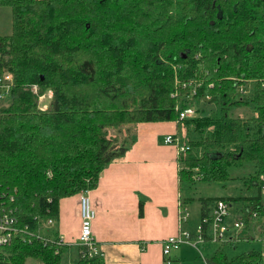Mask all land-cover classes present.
<instances>
[{"label": "trees", "instance_id": "obj_1", "mask_svg": "<svg viewBox=\"0 0 264 264\" xmlns=\"http://www.w3.org/2000/svg\"><path fill=\"white\" fill-rule=\"evenodd\" d=\"M3 6L11 32L0 35V76L10 73L12 86L0 107V204L15 210L21 227L42 233L35 218L56 219L61 199L95 188L126 150L111 130L180 123L179 111L201 102L213 110L182 122L190 151L177 158L180 184H195L194 168L200 183H234L238 192L203 203L238 204L244 233L262 223L264 0H0ZM241 86L248 96L237 95ZM47 90L52 98L40 111ZM243 106L253 114L231 116ZM81 250L67 263L65 245L16 237L0 247V264H103L102 254ZM206 264L263 263L260 252L228 259L217 248Z\"/></svg>", "mask_w": 264, "mask_h": 264}, {"label": "crops", "instance_id": "obj_2", "mask_svg": "<svg viewBox=\"0 0 264 264\" xmlns=\"http://www.w3.org/2000/svg\"><path fill=\"white\" fill-rule=\"evenodd\" d=\"M177 124L139 123L110 131L125 142L126 150L104 167L95 188L86 191L95 211L91 232L103 264H206L199 247L190 244L181 245L167 257L162 254V242L180 229L194 233L211 205L203 203L208 197L182 193L177 153L163 143L165 135L179 134ZM80 195L59 201L58 216L50 231L65 243L63 259L67 263L75 262L79 254ZM217 196L222 195L213 197ZM237 208L231 209L232 218L239 215ZM182 209L188 213L184 222L180 220ZM256 229L257 240L264 247V227L258 225ZM240 237L248 240L255 234L253 237L243 230Z\"/></svg>", "mask_w": 264, "mask_h": 264}, {"label": "built area", "instance_id": "obj_3", "mask_svg": "<svg viewBox=\"0 0 264 264\" xmlns=\"http://www.w3.org/2000/svg\"><path fill=\"white\" fill-rule=\"evenodd\" d=\"M11 86L12 77L10 73L3 72L0 76V98L4 100L7 99ZM210 86H212V84ZM36 91L37 88L33 86L32 92L36 93ZM239 92L241 94H247L248 91L245 90L243 86H241L239 88ZM174 95L176 94L174 93L171 96ZM51 96V91H46L38 96V109L40 111H45L47 109L46 100H50ZM196 114L197 111L191 104L179 111L178 121L182 123L185 119L195 118ZM163 143L173 147L177 153V156H183L190 151L188 139L184 138L181 133L175 135H165L163 138ZM193 172H195L194 175H192L194 180L197 181V179L202 177V174L198 173L197 168H194ZM195 176H199V178H196ZM259 185L260 195L264 201V175L260 177ZM9 200L10 202H13L12 197ZM2 205L3 204L1 203L0 247L10 245L16 237H20L23 242L28 244H31L34 240L40 241L43 245H54L57 248L62 247L65 244L61 237H54L48 233V231H50L54 225V219L35 218L37 226L41 227L42 229V233H38L35 229H31L29 225L21 227L16 220L15 210ZM231 207L232 206L224 200L218 199L212 202L209 207V211L200 218L195 232L192 233L188 230L180 229L177 235L167 237L162 242V254L167 257L172 251L177 250L183 244H190L191 246L198 248L199 245H203L205 243L226 244L241 239L242 237H240V234L244 229V222L238 215H235V217L232 218ZM79 209L81 223L77 243L79 247L86 249V251L81 250L82 256L89 255V257H93L101 255L102 252L96 245L91 232L95 211L90 204V199L86 191L81 192L79 199ZM183 211L184 209H182L181 215H184L180 217V220H183L182 222L186 221L188 216L186 210L184 213ZM261 225L264 227V216ZM56 253H58V251H56ZM260 256L262 258V263L264 264V247L260 251Z\"/></svg>", "mask_w": 264, "mask_h": 264}, {"label": "rangeland", "instance_id": "obj_4", "mask_svg": "<svg viewBox=\"0 0 264 264\" xmlns=\"http://www.w3.org/2000/svg\"><path fill=\"white\" fill-rule=\"evenodd\" d=\"M10 32H11V11H10L9 7L3 6V7H0V35L1 36L8 35V34H10ZM47 91H51V90H47ZM36 93H37V91H36ZM237 95L245 97V96H248V93L247 94H241L238 90ZM51 98H52V96H51ZM51 98H50V100H51ZM50 100H46L47 107H48ZM38 104L39 103H38V99H37V106H38ZM7 105H8V101L0 98V107H3V106L5 107ZM192 105L194 106L196 111H197V109L199 111L200 110L203 111V112H201V111L197 112V114H196L197 117L200 116L201 114L207 115L210 111L213 110V104L210 102H207V103L201 102L199 105H196L193 103ZM252 114H253L252 110L250 109L249 106L238 107V108H235L231 111L232 117L243 118V117H247L248 115L250 116ZM177 125H178L179 133H181V135L184 136V138H187L185 125L180 124V123H178ZM114 133L115 132H110L109 135L113 136ZM119 140L122 141L121 139H119ZM194 173L195 172H193L192 175H194ZM195 177L199 178V176H195ZM202 177L200 179H197V181L191 177L195 181V184L192 185L191 188H189L187 185H183L182 193L183 194L185 193L187 195L189 192H192L195 194V196L200 195V196H205V197H210V196L213 197L216 195H222V196L231 195V194H234L235 192H238V190H239L238 185H236L234 183H229L225 189L221 188L220 185H208V184L200 183ZM260 177H259V179H260ZM236 207H238V204H233L231 208L233 209ZM260 225H261V223H260ZM241 233H243V231ZM248 233H249V235H251L253 237L255 234V237L253 239H248V240L242 238V239L236 240V241L231 242V243H226V244L205 243L203 245H199V249L201 250L202 254H204L203 256L206 258V260L208 258H210V255L217 248H221L222 253L225 254V256L228 259L234 258L236 256H239V255H242L245 253H249V252H260L263 247L261 244L262 242L257 240L259 238H257L258 234H257L256 227L254 229H249ZM26 262L28 264H39V262H37L33 259H27ZM26 262H25V264H27Z\"/></svg>", "mask_w": 264, "mask_h": 264}]
</instances>
